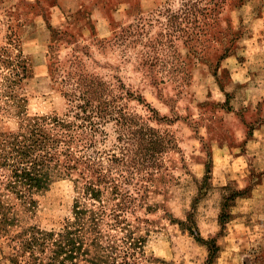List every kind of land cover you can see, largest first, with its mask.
Here are the masks:
<instances>
[{"label":"rangeland","instance_id":"rangeland-1","mask_svg":"<svg viewBox=\"0 0 264 264\" xmlns=\"http://www.w3.org/2000/svg\"><path fill=\"white\" fill-rule=\"evenodd\" d=\"M80 1L0 0V48L14 36L32 72L27 116H63V86L94 78L176 146L157 173L121 185V197L105 191L100 209L76 172L54 176L34 216L19 209L18 225L57 231L79 204L104 213V249L143 238L140 264H206L209 241L211 264H264V146H245L264 126V0ZM149 108L168 121L148 119ZM105 132L89 150L102 160L121 147L111 125ZM0 244V264H12Z\"/></svg>","mask_w":264,"mask_h":264},{"label":"trees","instance_id":"trees-1","mask_svg":"<svg viewBox=\"0 0 264 264\" xmlns=\"http://www.w3.org/2000/svg\"><path fill=\"white\" fill-rule=\"evenodd\" d=\"M57 34H51L53 43ZM13 37L0 48V243L4 241L8 249L6 259L12 264H140L143 238L127 234L109 251L98 244L102 211L75 204L71 218L54 231L19 226V209L29 218L34 216L37 198L48 190L52 178L72 172L83 182L82 197L97 202L100 209L105 191L121 197V185L128 180L159 171L158 158L176 146L172 136L129 112L111 86L82 76L62 88L67 102L63 116H27L23 84L32 72ZM49 49L50 54L55 50L53 45ZM53 66L49 67L52 76ZM149 111L148 119L168 121ZM107 125L115 136L113 146L121 147L120 152H105L102 160L101 152L89 150L105 142ZM240 194L233 193L229 200ZM220 219L224 224V215ZM207 246L206 264H211L217 248L213 241Z\"/></svg>","mask_w":264,"mask_h":264},{"label":"crops","instance_id":"crops-1","mask_svg":"<svg viewBox=\"0 0 264 264\" xmlns=\"http://www.w3.org/2000/svg\"><path fill=\"white\" fill-rule=\"evenodd\" d=\"M73 2H74V4L76 3L74 8H80V6L82 5L80 0H73ZM83 3L87 5V4H89V1L86 0L84 2V0H83ZM56 9L59 11L58 7H56ZM95 10H96V12H98L97 9H95ZM263 129H264V126L260 130L257 129V133L254 134L252 136V138L247 140V143L245 144V146H247L248 148L252 147V146H264V130Z\"/></svg>","mask_w":264,"mask_h":264}]
</instances>
